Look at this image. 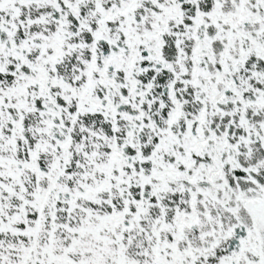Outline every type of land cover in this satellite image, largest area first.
Segmentation results:
<instances>
[{"label":"snow or ice","instance_id":"6c2138e0","mask_svg":"<svg viewBox=\"0 0 264 264\" xmlns=\"http://www.w3.org/2000/svg\"><path fill=\"white\" fill-rule=\"evenodd\" d=\"M0 264H264V0H0Z\"/></svg>","mask_w":264,"mask_h":264}]
</instances>
